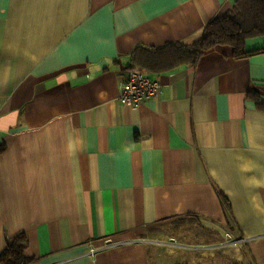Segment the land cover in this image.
I'll return each instance as SVG.
<instances>
[{"label":"crops","instance_id":"crops-1","mask_svg":"<svg viewBox=\"0 0 264 264\" xmlns=\"http://www.w3.org/2000/svg\"><path fill=\"white\" fill-rule=\"evenodd\" d=\"M236 2L0 0V256L24 234L30 264H264V52L119 102L137 47L192 45Z\"/></svg>","mask_w":264,"mask_h":264},{"label":"trees","instance_id":"trees-1","mask_svg":"<svg viewBox=\"0 0 264 264\" xmlns=\"http://www.w3.org/2000/svg\"><path fill=\"white\" fill-rule=\"evenodd\" d=\"M264 36V0H237L225 15L212 20L202 38L192 44H167L160 48L137 47L132 55L133 70L148 74L164 73L184 65L195 66L210 49L229 46L236 59L263 53L248 50V39ZM28 243L24 234L12 239L0 256V264H30L25 254Z\"/></svg>","mask_w":264,"mask_h":264},{"label":"built area","instance_id":"built-area-1","mask_svg":"<svg viewBox=\"0 0 264 264\" xmlns=\"http://www.w3.org/2000/svg\"><path fill=\"white\" fill-rule=\"evenodd\" d=\"M162 84L160 80L152 75L139 70H129L125 75L119 96V102L130 107H140L146 102L158 99L161 96ZM241 239L239 242H245ZM123 245V241L106 239L99 246L91 245L90 254L95 256L101 251Z\"/></svg>","mask_w":264,"mask_h":264},{"label":"rangeland","instance_id":"rangeland-1","mask_svg":"<svg viewBox=\"0 0 264 264\" xmlns=\"http://www.w3.org/2000/svg\"><path fill=\"white\" fill-rule=\"evenodd\" d=\"M196 255H198V253H196ZM191 264H199V263H191Z\"/></svg>","mask_w":264,"mask_h":264}]
</instances>
